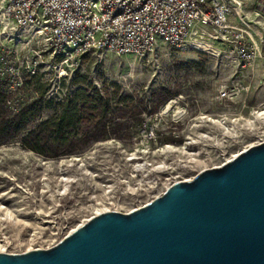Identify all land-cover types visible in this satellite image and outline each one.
Here are the masks:
<instances>
[{
  "label": "rangeland",
  "instance_id": "374dc122",
  "mask_svg": "<svg viewBox=\"0 0 264 264\" xmlns=\"http://www.w3.org/2000/svg\"><path fill=\"white\" fill-rule=\"evenodd\" d=\"M246 2L237 48L217 59L204 54V73L181 64L199 61V53L168 44H161L156 61L109 52L65 54L66 78L58 77L57 61L48 53L35 56L49 64L42 70L48 96H63L76 72L87 74L98 89L115 81L147 97L156 88L177 95L156 112L142 113L132 139L98 140L54 158L19 142L0 144V252L51 247L99 212H129L170 184L264 141V0ZM36 52L41 55L30 53ZM1 71L10 73L2 64ZM87 123L84 116L80 125Z\"/></svg>",
  "mask_w": 264,
  "mask_h": 264
},
{
  "label": "water",
  "instance_id": "95a60500",
  "mask_svg": "<svg viewBox=\"0 0 264 264\" xmlns=\"http://www.w3.org/2000/svg\"><path fill=\"white\" fill-rule=\"evenodd\" d=\"M0 264H264V141L51 247L0 252Z\"/></svg>",
  "mask_w": 264,
  "mask_h": 264
},
{
  "label": "built area",
  "instance_id": "2783aa9c",
  "mask_svg": "<svg viewBox=\"0 0 264 264\" xmlns=\"http://www.w3.org/2000/svg\"><path fill=\"white\" fill-rule=\"evenodd\" d=\"M246 1L81 0L79 11L70 16L64 0H0V64L14 77L11 81L1 71L0 84L14 91L24 76L44 72L49 64L35 56L46 53L57 61L60 78L68 76L63 64L70 59H61L65 54L109 52L156 61L161 44H168L217 59L237 48ZM37 50L41 55L30 53ZM23 98L19 92L7 104L14 108V101Z\"/></svg>",
  "mask_w": 264,
  "mask_h": 264
},
{
  "label": "trees",
  "instance_id": "16d2710c",
  "mask_svg": "<svg viewBox=\"0 0 264 264\" xmlns=\"http://www.w3.org/2000/svg\"><path fill=\"white\" fill-rule=\"evenodd\" d=\"M197 53L202 56L199 61L185 60L181 64L204 73L207 59ZM44 75L38 72L24 76L22 85L14 91L0 84V144L19 142L42 157L54 158L80 152L98 140L132 139L139 134L142 113L156 112L177 95L169 88H156L147 97L124 91L115 81L104 82L98 89L87 74L76 72L63 96H48ZM19 92L23 100L16 99V106L10 107L7 101ZM84 116L88 123L82 128Z\"/></svg>",
  "mask_w": 264,
  "mask_h": 264
},
{
  "label": "snow or ice",
  "instance_id": "6c2138e0",
  "mask_svg": "<svg viewBox=\"0 0 264 264\" xmlns=\"http://www.w3.org/2000/svg\"><path fill=\"white\" fill-rule=\"evenodd\" d=\"M80 3L81 0H64L65 12L68 13L70 16H74V14L79 11ZM164 18L165 17L163 16L161 17V19ZM149 23H152V21H149Z\"/></svg>",
  "mask_w": 264,
  "mask_h": 264
}]
</instances>
